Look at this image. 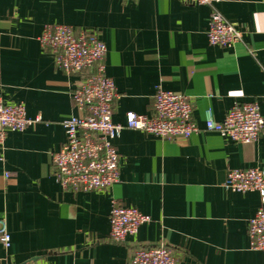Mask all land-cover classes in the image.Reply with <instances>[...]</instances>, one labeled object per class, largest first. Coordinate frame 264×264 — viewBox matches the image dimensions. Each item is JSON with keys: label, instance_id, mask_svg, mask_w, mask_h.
I'll list each match as a JSON object with an SVG mask.
<instances>
[{"label": "crops", "instance_id": "0c3cea01", "mask_svg": "<svg viewBox=\"0 0 264 264\" xmlns=\"http://www.w3.org/2000/svg\"><path fill=\"white\" fill-rule=\"evenodd\" d=\"M213 12L243 32L234 47L210 44ZM97 33L106 74L118 90L113 121L151 116L158 89L186 95L201 129L165 140L126 129L114 141L119 182L93 192L64 190L51 154L66 141L63 121L94 69L67 74L42 49L44 27ZM0 90L41 122L9 131L0 151V264H127L139 249L169 247L177 264H264L252 250L249 221L263 207L256 191L224 188L229 171L264 170V132L235 143L206 131L237 103L255 102L264 117V0H0ZM148 216L123 242L110 238L112 202Z\"/></svg>", "mask_w": 264, "mask_h": 264}, {"label": "built area", "instance_id": "2783aa9c", "mask_svg": "<svg viewBox=\"0 0 264 264\" xmlns=\"http://www.w3.org/2000/svg\"><path fill=\"white\" fill-rule=\"evenodd\" d=\"M214 5L222 0H197ZM212 45L234 47L243 39V32L213 12L207 29ZM43 50L55 57L56 67L67 74L94 69L74 90L72 101L79 116L63 121L66 141L59 151L51 154L56 179L64 190L93 192L111 189L119 182L120 156L114 141L126 129L148 133L165 140L188 139L201 131L194 121L193 106L186 95L158 89L151 116L129 113L125 124L113 121L114 104L119 93L114 81L106 74L107 48L97 33L77 32L73 27L51 24L44 27L39 39ZM29 118L24 104H6L0 90V151L9 131H24L41 122ZM206 131L229 138L235 143L256 142L264 132V117L255 102L237 103L222 122L211 117L206 120ZM224 188L231 192L256 191L264 199V170L234 169L228 172ZM150 218L135 208L112 202L110 238L123 242L135 235ZM252 250L264 251V208L249 221ZM0 236L9 247L10 234L0 223ZM34 264V263H25ZM127 264H177L173 251L161 245L139 249Z\"/></svg>", "mask_w": 264, "mask_h": 264}]
</instances>
